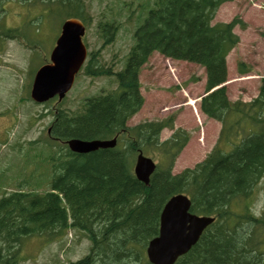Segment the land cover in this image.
<instances>
[{
    "label": "trees",
    "instance_id": "obj_1",
    "mask_svg": "<svg viewBox=\"0 0 264 264\" xmlns=\"http://www.w3.org/2000/svg\"><path fill=\"white\" fill-rule=\"evenodd\" d=\"M8 1L42 7L61 19L93 20L84 0H0V51L8 41L31 35L30 22L6 25ZM145 1L136 8L142 10ZM226 1L232 0H154L133 32L122 68L114 71L113 61L107 65L95 51L89 54L84 73L114 76L117 87L85 98L83 110L72 114L59 104L51 132L62 142L119 134L118 144L86 154L66 150L52 159L55 174L48 190L16 189L0 197V264L33 257L22 252L24 239L40 236L52 242L69 228L80 230L90 244L85 255L67 264H150L145 246L157 234L164 203L176 193L188 195L190 212L215 219L174 264H264V208L255 215L249 201L264 179V78L256 97L247 102L229 100L224 87L202 98L201 111L218 119L221 130L206 156L177 174L171 169L189 135L178 129L159 142L157 135L172 126L171 117L125 124L142 103L138 75L155 51L204 67L206 92L226 80L225 58L238 40L232 30L241 23L237 16L229 23L213 22ZM118 24L114 17L97 21L103 45L112 40ZM237 67L239 73L248 71L243 62ZM147 149L156 152L158 166L145 185L132 166L138 151Z\"/></svg>",
    "mask_w": 264,
    "mask_h": 264
},
{
    "label": "rangeland",
    "instance_id": "obj_2",
    "mask_svg": "<svg viewBox=\"0 0 264 264\" xmlns=\"http://www.w3.org/2000/svg\"><path fill=\"white\" fill-rule=\"evenodd\" d=\"M84 1L93 18L84 39L88 52L96 51L95 56L104 64L113 61V70L116 71L123 66L131 44V28L134 32L143 22L150 8L149 0L143 3L142 10L139 8L134 12L133 25L126 18L133 12L127 9L130 2L137 5L138 0ZM5 6L6 25L20 26L32 19L33 29L31 35L22 40L8 41L0 51V196L14 188L41 193L49 189L55 174L50 149L44 148L43 142L32 143L28 138L34 137L32 132L36 131L46 139L45 127L52 120L51 112L59 102L54 99L49 103H34L29 94L34 71L49 59L61 17L50 14L42 7L14 1H8ZM139 13L142 17L138 16ZM235 16L241 21L232 30L238 40L226 59V80L218 88L224 87L230 100L248 101L256 95L259 78L264 75V0L223 3L216 11L213 22L228 23ZM111 17H116L123 26L118 28L114 40L103 46L97 21ZM36 28L38 32L33 33ZM31 40L36 44L29 45ZM238 60L246 62L250 71L239 75ZM204 74V68L198 64L169 60L157 52L141 67L139 83L144 102L127 123L133 125L143 120L175 115L174 127L187 131L189 139L175 160L173 172L200 161L212 148L220 131V123L206 118L199 110V100L204 93ZM76 77L59 105L71 114L83 110L80 105L85 97L110 91L116 85L111 76L90 77L80 71ZM171 131L165 128L159 138L168 137ZM58 144L53 142L51 146L61 147L62 144ZM149 154L157 157L156 152L146 155ZM249 201L255 212L262 209L264 179L253 188ZM89 244L78 229H70L61 239L52 242H45L42 237H29L24 241L22 252L27 257L31 253L33 257L20 264H67L85 255Z\"/></svg>",
    "mask_w": 264,
    "mask_h": 264
},
{
    "label": "water",
    "instance_id": "obj_3",
    "mask_svg": "<svg viewBox=\"0 0 264 264\" xmlns=\"http://www.w3.org/2000/svg\"><path fill=\"white\" fill-rule=\"evenodd\" d=\"M85 26L77 18H68L61 25L55 46L50 53V63L35 72L31 97L37 102L54 96L61 99L71 88L74 76L86 57L82 42ZM69 148L78 153H87L99 148L110 147L115 140H68ZM154 169V164L141 154L137 157L135 174L144 182ZM190 200L186 195L172 196L164 205L159 221L158 234L149 240L146 255L151 264H173L194 245L202 230L212 222V217L196 216L188 210Z\"/></svg>",
    "mask_w": 264,
    "mask_h": 264
}]
</instances>
